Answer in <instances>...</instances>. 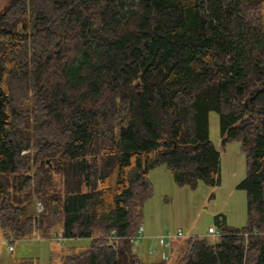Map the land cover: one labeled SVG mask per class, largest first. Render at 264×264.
I'll list each match as a JSON object with an SVG mask.
<instances>
[{"label":"trees","instance_id":"obj_1","mask_svg":"<svg viewBox=\"0 0 264 264\" xmlns=\"http://www.w3.org/2000/svg\"><path fill=\"white\" fill-rule=\"evenodd\" d=\"M211 111L222 143L246 154L247 223L216 215L219 241L188 238L177 264H264V0H9L0 238L62 224L63 238L91 242L58 264H145L129 237L154 192L150 170L167 167L180 187L221 183Z\"/></svg>","mask_w":264,"mask_h":264},{"label":"rangeland","instance_id":"obj_2","mask_svg":"<svg viewBox=\"0 0 264 264\" xmlns=\"http://www.w3.org/2000/svg\"><path fill=\"white\" fill-rule=\"evenodd\" d=\"M9 0H0L2 10ZM27 135L32 137V123L27 124ZM210 137L217 149L222 153L221 183L210 186L202 181L196 189L180 187L174 181L170 169L160 166L150 170L149 176L153 183V195L146 201L142 211L141 225L146 227L147 234L166 235L176 233L181 228L187 237L199 236L211 242H217L220 236H211L208 233L210 226H216L215 216L223 214L227 222L233 227H243L247 223V193L238 188L239 182L247 174V158L242 149L240 140H233L223 145L220 131L219 114L210 112ZM34 150V149H33ZM32 150V151H33ZM29 152L26 150L25 153ZM50 163L51 160L47 159ZM59 185L58 178L56 179ZM34 213L33 206L28 214ZM151 232V233H149ZM52 238L39 239L38 234L28 239L15 241L14 251H9L8 244L0 238V264H14L19 258H34L37 264H58L59 254L63 249L67 251L72 246L83 247L90 244V238L59 239L62 234V224H59L51 233ZM188 238H177L173 244L172 258L175 264L186 250ZM175 239L172 240V242ZM152 251V253H150ZM172 247L160 245L153 237L142 236L139 249L136 252L145 263L156 258L162 252L164 258L169 259ZM55 254V255H54ZM54 255V256H53Z\"/></svg>","mask_w":264,"mask_h":264},{"label":"built area","instance_id":"obj_3","mask_svg":"<svg viewBox=\"0 0 264 264\" xmlns=\"http://www.w3.org/2000/svg\"><path fill=\"white\" fill-rule=\"evenodd\" d=\"M44 210V206L41 202L37 203V212L40 213ZM143 232H144V227L140 226L139 230L137 232V234L130 236V241L133 244L134 250L136 251V249H139L140 247V243H141V238L143 236ZM209 235L215 237V236H220L221 232L218 230V228L216 226H210L209 230H208ZM191 237V236H190ZM187 237L184 234V231L179 228L176 233H167L166 235H161L160 239L161 241L164 243V245L171 247L172 246V240L176 239V238H190ZM40 238V237H39ZM57 238L62 239V234L60 236H58ZM117 238V235L115 233V231H112L111 234L108 236V239H110L111 241ZM7 244H8V249L9 251H14L15 248V239L12 237H8L4 239ZM152 252V251H151Z\"/></svg>","mask_w":264,"mask_h":264},{"label":"crops","instance_id":"obj_4","mask_svg":"<svg viewBox=\"0 0 264 264\" xmlns=\"http://www.w3.org/2000/svg\"><path fill=\"white\" fill-rule=\"evenodd\" d=\"M224 145V144H223ZM227 145V144H226ZM222 154V153H221ZM221 170H222V162H221ZM150 177V176H149ZM144 227V232H143V235H145L146 234V238L147 237H153L154 239H156L157 241H159V244L160 245H162V244H164L162 241H161V239H160V236H157L156 234L155 235H152V236H150L151 234H147V230H146V227L145 226H143ZM149 233H151V232H149ZM40 235V234H39ZM51 235V234H50ZM50 235H47V236H42L41 235V239H43V238H52ZM38 238V237H37ZM177 239V238H176ZM176 239H175V241H173L172 242V251H171V254H170V257H169V259H167V258H164V255H163V253L162 252H159V253H157V256H156V258H152V260L149 262V263H145V264H150V263H166V264H175L176 262H175V260H176V258H174V260H173V258H172V255H174V253H173V244L175 243V242H177L176 241ZM72 240H74V239H72ZM91 240V239H90ZM165 246V245H164ZM151 253V252H150Z\"/></svg>","mask_w":264,"mask_h":264}]
</instances>
